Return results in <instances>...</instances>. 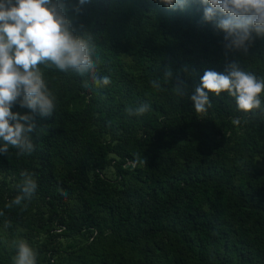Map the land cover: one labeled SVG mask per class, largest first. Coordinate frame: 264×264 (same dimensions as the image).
I'll return each mask as SVG.
<instances>
[{
    "label": "trees",
    "instance_id": "1",
    "mask_svg": "<svg viewBox=\"0 0 264 264\" xmlns=\"http://www.w3.org/2000/svg\"><path fill=\"white\" fill-rule=\"evenodd\" d=\"M68 16L76 34L92 35L97 75L111 83L40 66L56 108L52 117L33 114L31 155L11 146L0 154V226L31 230L37 217L50 222L49 239L88 235L75 249L53 247L47 264H63L51 260L59 254L65 264H264V95L254 113L240 112L227 93L209 94L205 113L191 100L205 70L225 73L232 59L264 78V37L253 33L247 53L226 56L224 33L203 20L198 0L183 10L158 0H90ZM165 68L173 78L156 91L151 81ZM142 103L151 110L128 115ZM12 111L31 114L18 103ZM106 167L113 179L103 177ZM24 170L37 190L6 207L22 195ZM2 252L0 264H13Z\"/></svg>",
    "mask_w": 264,
    "mask_h": 264
},
{
    "label": "clouds",
    "instance_id": "2",
    "mask_svg": "<svg viewBox=\"0 0 264 264\" xmlns=\"http://www.w3.org/2000/svg\"><path fill=\"white\" fill-rule=\"evenodd\" d=\"M89 2L78 0L77 5L69 6L65 0H0V154L7 155L11 146L18 150V156L31 155L35 150L30 135L36 129L33 114L53 116L56 98L48 88L41 65L82 77L91 74L97 86L111 83L108 76L97 75L92 35L76 34L68 16L70 10L79 14ZM158 2L167 8L183 10L190 0ZM198 3L203 7V20L214 23L224 33L226 56L233 51L247 53L253 33L264 37V0H198ZM172 78L171 68H165L164 76H156L151 85L154 90L163 91L162 82L170 83ZM173 91L181 97L185 89L178 85ZM222 93L234 98L240 112L254 113L262 109L264 78L258 79L243 70L237 59L226 65L225 73L205 70L200 85L191 95L195 112H207L212 107L209 94L219 97ZM17 103L31 110V114L14 113L12 108ZM150 110L147 103L126 109L129 116L137 117ZM260 115L264 116V110ZM240 122L239 118L233 121L236 125ZM20 176L22 195L6 207L21 205L37 190L34 173L24 170ZM63 195L67 196V192ZM13 264H37L36 254L27 242L17 243Z\"/></svg>",
    "mask_w": 264,
    "mask_h": 264
},
{
    "label": "rangeland",
    "instance_id": "3",
    "mask_svg": "<svg viewBox=\"0 0 264 264\" xmlns=\"http://www.w3.org/2000/svg\"><path fill=\"white\" fill-rule=\"evenodd\" d=\"M122 65L128 71H131V63L128 59H122ZM261 165L258 159L255 160V167L259 168ZM103 177H107L109 179H113V169L106 167L102 170ZM89 176H91V172L89 171ZM35 201H32L29 207V211L31 214L35 213L34 207L37 205ZM69 205L76 206L77 202L71 200ZM40 214L43 217H46L45 207L40 206ZM33 221L32 229H26L23 227H14L11 229L0 226V252L10 257L12 263L14 257L17 252V243L21 240L27 242V244L33 249L36 254L37 264H47V253L53 248H57L59 251H65L68 247H73V249L77 248L79 245L84 243L85 240L88 239V235H82L77 237H70L68 239H49L48 238V230L51 229L50 222L39 221L37 217L31 218ZM49 234H52L49 232ZM67 246V248H66ZM2 249V251H1ZM4 249V250H3ZM5 252V253H4ZM51 260L56 263L57 260H60L59 263L65 264V255L59 254L54 255Z\"/></svg>",
    "mask_w": 264,
    "mask_h": 264
}]
</instances>
